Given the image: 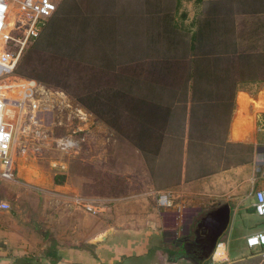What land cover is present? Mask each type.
<instances>
[{
	"label": "rangeland",
	"instance_id": "obj_1",
	"mask_svg": "<svg viewBox=\"0 0 264 264\" xmlns=\"http://www.w3.org/2000/svg\"><path fill=\"white\" fill-rule=\"evenodd\" d=\"M146 1V8L151 10L148 15L156 18L152 21L159 23L161 31L179 30L188 35L197 30L195 20L201 19L198 13L204 14L195 5L216 2L229 6V10L222 12V18L227 19L223 32L230 42H243L244 70L255 73V80L264 81L263 0L259 5L255 0ZM56 2L57 11L46 23L44 36L51 45H40L33 50L34 42L30 41L24 52L23 64L27 61L26 68L42 81L16 74L0 78V88L5 90L3 96L12 97L11 91H15L13 96L17 97L24 92L26 84L32 92L31 98L24 102L23 111L17 110L20 119L14 133L21 148H16L13 155V180H0V195H6L4 200L10 205V213L23 217L21 224L35 227L37 238L44 237L43 241L50 243L48 248H78L91 253L98 246L94 241L101 240L111 230L114 233L110 239L98 247L102 264H189L186 259L175 263L164 261L176 259L177 251H183L180 247L183 240L196 238V224L209 210L210 199L157 192L142 159L127 152L122 141L109 138L106 127L93 121L76 101V97L91 93L92 58L97 48L94 36L113 33L115 37H123L125 33V38L138 34L130 26L116 27L111 32L109 26H104L107 30L100 28V32L98 24L122 25L120 10L129 5L138 6L145 0ZM159 5L165 9L153 10ZM233 6H238L237 12ZM132 15V24L143 20L140 16L134 17L136 11ZM155 29L154 25L147 27L149 32ZM257 91L249 93L255 96ZM241 96L243 101L248 100L245 93ZM33 111L37 113L36 123L32 121ZM66 135L82 141L74 152L65 156L67 168L60 173L50 167V161L58 156L52 137ZM252 138L259 144L256 151L257 159L261 160L264 131H257ZM247 152L243 151L245 160L250 155ZM55 178L62 184L53 190ZM245 185L228 196L230 223L217 243L225 245L228 259L237 261L234 264H264L261 257H253L255 251L247 249L243 240L247 235L264 231V218L252 210L251 191ZM164 193L169 194V200L161 205L159 196ZM87 203L100 205L103 211L96 215L88 213L84 208ZM42 231L47 234H41Z\"/></svg>",
	"mask_w": 264,
	"mask_h": 264
},
{
	"label": "crops",
	"instance_id": "obj_2",
	"mask_svg": "<svg viewBox=\"0 0 264 264\" xmlns=\"http://www.w3.org/2000/svg\"><path fill=\"white\" fill-rule=\"evenodd\" d=\"M260 1L254 2L259 5ZM146 3L123 7L122 25H96L100 32V28L107 30L104 26H109L110 32L130 26L138 34L94 36L97 48L92 58V89L87 95L90 108L79 103L81 108L106 127L109 138L122 141L127 152L142 159L157 192L227 203L228 196L239 192L243 184L250 191L254 185L264 187L256 175L262 164L257 159L259 144L252 138L256 114L264 111V91L258 93L264 81L244 82V73L253 72L244 70L243 42H230L223 32L227 19L222 18V12L229 6L216 2L195 5L204 14L198 13L197 30L188 35L179 30L161 31L159 23L152 21L156 18L148 15L151 10ZM232 9L237 12L238 6ZM135 11L134 17L143 20L132 24ZM153 25L156 29L147 31ZM209 33L216 35L210 37ZM26 86L23 90L30 92ZM255 90L256 95H250ZM4 91L0 88L1 96ZM241 93L248 100L243 101ZM36 116L33 111V123ZM245 150L250 154L247 160ZM58 186L53 182V190ZM5 198L0 195L1 201ZM20 219L23 217L10 210L0 212V264H102L98 239L91 253L78 248H48L50 243L43 241L44 237L37 238L35 227L21 224ZM224 256L225 247L220 243L214 257L220 260L217 257Z\"/></svg>",
	"mask_w": 264,
	"mask_h": 264
},
{
	"label": "built area",
	"instance_id": "obj_3",
	"mask_svg": "<svg viewBox=\"0 0 264 264\" xmlns=\"http://www.w3.org/2000/svg\"><path fill=\"white\" fill-rule=\"evenodd\" d=\"M56 0H0V78L13 73L15 66L30 41L37 38L45 21L51 18L57 10ZM261 90L258 91V93ZM32 92L24 98V102L31 98ZM13 102V103H9ZM8 104L20 106V102L10 101L0 96V180L11 181L14 178V127L7 119L5 111ZM253 133L264 131V111L256 114ZM52 140L55 144V151L58 156L50 161V167L62 173L67 168L64 159L66 155L74 152L82 139L73 135L56 137ZM21 148V144L16 148ZM15 148V150H16ZM22 148H24L22 146ZM262 164L259 170L261 176L257 179L264 183V155L261 158ZM258 170V171H259ZM256 182V181H255ZM256 184V183H255ZM251 208L255 215L264 218V187L251 189ZM169 194L159 196V203L165 205L168 202ZM85 210L93 215L103 211L102 206L97 204L84 205ZM10 210L9 203L0 200V212ZM245 246L255 251L253 256L264 259V231L256 232L245 237ZM217 243L214 252L217 249ZM224 245V244H223ZM225 247V245H224ZM214 252L204 263L207 264H234L227 255L220 260L214 259Z\"/></svg>",
	"mask_w": 264,
	"mask_h": 264
},
{
	"label": "water",
	"instance_id": "obj_4",
	"mask_svg": "<svg viewBox=\"0 0 264 264\" xmlns=\"http://www.w3.org/2000/svg\"><path fill=\"white\" fill-rule=\"evenodd\" d=\"M231 218V209L227 203L211 201L209 210L196 224L195 242H199L195 258H185L189 264H202L207 261L217 245L220 236L226 231ZM112 231H107L99 243L108 241Z\"/></svg>",
	"mask_w": 264,
	"mask_h": 264
},
{
	"label": "trees",
	"instance_id": "obj_5",
	"mask_svg": "<svg viewBox=\"0 0 264 264\" xmlns=\"http://www.w3.org/2000/svg\"><path fill=\"white\" fill-rule=\"evenodd\" d=\"M55 13H54V15H55ZM51 18H49V19H51ZM48 20L45 21L44 25L42 26L41 31H40L38 37L32 40L34 42V44L31 46V49H33V50L39 49L40 45L41 46L51 45V42H50L49 38L44 37L45 36V31H46L45 30L46 29V23L48 22ZM27 47L25 48V50L27 49ZM25 50L23 51L22 55L20 56V58H19V60H18V62L16 64L15 69L13 70V73L12 74H16L17 76L22 77V78H27V79L42 81V80H40L41 78H37L36 75H33L32 74L31 69L26 68L27 61L25 62V65L23 64L24 63V60H26L25 59L26 58L25 57L26 54H24ZM254 78H255V75L254 74H249V73H246V72L244 73V82L254 80ZM87 98H88V96H86V97L85 96H79V97H76V101L78 103H80L81 105H84L88 109V108H90V106H88L89 103L87 102ZM54 183L57 184V185H61L62 184V181L59 178H55L54 179ZM188 241L189 240H186V242H188ZM185 252L187 253L186 250H185ZM183 257H184L183 254L178 255L176 257V259L174 261H171V262L175 263L176 261H179Z\"/></svg>",
	"mask_w": 264,
	"mask_h": 264
},
{
	"label": "bare ground",
	"instance_id": "obj_6",
	"mask_svg": "<svg viewBox=\"0 0 264 264\" xmlns=\"http://www.w3.org/2000/svg\"><path fill=\"white\" fill-rule=\"evenodd\" d=\"M262 92H263V91H262ZM262 92H260V93H262ZM7 93H8V92H7ZM7 93H6V94H7ZM30 93H31V91H30V92H26V91L24 90V92H22V94H21V92H20L19 95H18L17 97H14V96H13V98H11V97H8V96H2V97L6 98V99H8V100H10V101L20 102V103H21L20 106H17V105H14V104H8L7 109H6V111H5V114L7 115V119L9 120L10 124H11L13 127L16 125L17 121L20 119V118L18 117V113H19V112H17V110L21 109V111H23V101H24V98H25L27 95H29ZM0 96H1V94H0ZM9 103H13V102H9ZM41 118H42V117H41ZM41 120H42V119H41ZM30 124H31V123H30ZM19 143H20V142H18V140L15 138L14 151H15L16 146L20 145ZM13 155H14V153H13ZM217 258H218V259H221V258H219V257H217ZM214 259L217 260L215 257H214Z\"/></svg>",
	"mask_w": 264,
	"mask_h": 264
},
{
	"label": "flooded vegetation",
	"instance_id": "obj_7",
	"mask_svg": "<svg viewBox=\"0 0 264 264\" xmlns=\"http://www.w3.org/2000/svg\"><path fill=\"white\" fill-rule=\"evenodd\" d=\"M206 211H208V210H206ZM198 243L195 242V238L193 240H189L188 242H186V240H183L182 244H184V245L180 246V247L183 248V251H181V250L179 251L178 250L177 251L178 255L183 254L184 257L182 259H184V258H195L196 254H197V249H198V246H199ZM180 247H177V248H180ZM185 250L187 251V253L185 252ZM171 261H174V260H169V259L167 260L166 259L164 262L171 263Z\"/></svg>",
	"mask_w": 264,
	"mask_h": 264
}]
</instances>
